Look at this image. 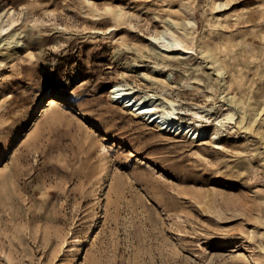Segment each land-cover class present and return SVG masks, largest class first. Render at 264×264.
Instances as JSON below:
<instances>
[{
	"label": "rangeland",
	"instance_id": "rangeland-1",
	"mask_svg": "<svg viewBox=\"0 0 264 264\" xmlns=\"http://www.w3.org/2000/svg\"><path fill=\"white\" fill-rule=\"evenodd\" d=\"M0 264H264V0H0Z\"/></svg>",
	"mask_w": 264,
	"mask_h": 264
},
{
	"label": "bare ground",
	"instance_id": "bare-ground-1",
	"mask_svg": "<svg viewBox=\"0 0 264 264\" xmlns=\"http://www.w3.org/2000/svg\"><path fill=\"white\" fill-rule=\"evenodd\" d=\"M152 41L156 44L158 42V38L154 36L152 38ZM172 45L177 46L178 44L173 43ZM172 45H168V46L163 45L162 48L165 50H170V51L182 50V52L184 53L191 52L190 49L183 48L181 46L170 47ZM110 93L113 95V97L117 98V100L119 101L121 100V98L123 99L129 98L130 100H128L125 103V105L132 106V107L135 106V110H139V113H143L146 117L148 116L150 120L157 122L159 125H161V128L172 130L173 127L176 126L175 130L178 129L177 133H180L186 130L187 133H191V136L195 135L194 137H196L197 135H201L199 133L198 128L190 126L189 124L184 125L182 122H178L177 120H175L172 115L170 116V115L158 112V110L155 107V102L153 100L151 99L145 100V98L143 97L137 98L135 95H133L131 91L126 90L122 86L121 83L114 84L110 89ZM47 102L48 104L46 105ZM63 102H66V101L64 100V97L62 95H59L57 93L51 95L49 98L45 100L43 106H41V108L39 109L37 119L40 118L44 113H46L51 107H54V105H62ZM122 102H124V100Z\"/></svg>",
	"mask_w": 264,
	"mask_h": 264
}]
</instances>
